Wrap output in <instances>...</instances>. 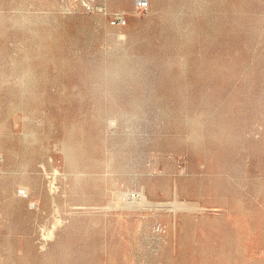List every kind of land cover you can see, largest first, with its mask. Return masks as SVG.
<instances>
[{"label": "rangeland", "instance_id": "rangeland-1", "mask_svg": "<svg viewBox=\"0 0 264 264\" xmlns=\"http://www.w3.org/2000/svg\"><path fill=\"white\" fill-rule=\"evenodd\" d=\"M92 262L264 264V0H0V264Z\"/></svg>", "mask_w": 264, "mask_h": 264}, {"label": "bare ground", "instance_id": "bare-ground-1", "mask_svg": "<svg viewBox=\"0 0 264 264\" xmlns=\"http://www.w3.org/2000/svg\"><path fill=\"white\" fill-rule=\"evenodd\" d=\"M56 180V179H55ZM56 182V181H55ZM55 187V186H54ZM55 188H58V187H55ZM53 189V188H52ZM56 190V189H55ZM57 192V191H56ZM55 196H57V195H55ZM50 202V201H49ZM126 205V204H125ZM133 205V204H132ZM132 205H130V206H132ZM135 206V205H134ZM180 207V206H179ZM119 208V207H118ZM125 208V207H124ZM130 208V207H129ZM123 209V208H122ZM131 210V209H130ZM137 210V209H136ZM140 210V209H139ZM175 210V209H174ZM173 216V215H172ZM171 216V217H172ZM178 217V216H177ZM173 218V217H172ZM189 221V219H187V222ZM190 223V222H189ZM55 230V229H54ZM53 230V231H54ZM55 232V231H54ZM50 234V233H49ZM30 251V250H29ZM89 255V254H88ZM87 257V256H86ZM24 261V260H23ZM90 261V260H89ZM89 263V262H88ZM93 263V262H92ZM94 264V263H93Z\"/></svg>", "mask_w": 264, "mask_h": 264}]
</instances>
